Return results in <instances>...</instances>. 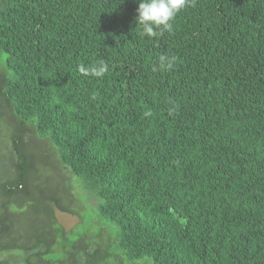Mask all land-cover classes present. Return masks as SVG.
<instances>
[{"label": "trees", "instance_id": "16d2710c", "mask_svg": "<svg viewBox=\"0 0 264 264\" xmlns=\"http://www.w3.org/2000/svg\"><path fill=\"white\" fill-rule=\"evenodd\" d=\"M137 7L0 0V264H264V0Z\"/></svg>", "mask_w": 264, "mask_h": 264}, {"label": "clouds", "instance_id": "9594fccd", "mask_svg": "<svg viewBox=\"0 0 264 264\" xmlns=\"http://www.w3.org/2000/svg\"><path fill=\"white\" fill-rule=\"evenodd\" d=\"M188 0H138L137 16L135 23H138L143 34L154 37L164 31L172 30L171 21L186 7ZM176 57H162V63L172 67ZM107 71V66L101 65L93 68L81 67L80 72L84 75L102 76Z\"/></svg>", "mask_w": 264, "mask_h": 264}, {"label": "rangeland", "instance_id": "374dc122", "mask_svg": "<svg viewBox=\"0 0 264 264\" xmlns=\"http://www.w3.org/2000/svg\"><path fill=\"white\" fill-rule=\"evenodd\" d=\"M6 126H9V121L7 120V117H0V130L2 132V135L3 133L6 134V129L5 127ZM5 131V132H4ZM34 147H35V150L37 151V155L38 156H41L44 161L41 165V174L43 175H49L51 178L48 179L47 181V184L50 186V187H53V184H52V179H53V176L55 177V180H58V179H62L61 181L62 182H65L64 181V177H62V175L59 173L58 171V177L55 176L53 172V170L51 169V167L55 166V158L53 157L54 154L51 150V147L50 146H47V145H44L43 142L41 144L39 143H36V141H34ZM47 160V161H46ZM57 171V169H55ZM42 180V179H41ZM55 214H56V217L58 219V221L66 228V229H70V228H73L74 226L76 227L74 231H76L77 229H79V226L81 224H78V216L76 214H72V213H69L67 211H64V210H61V209H58V208H55ZM44 222H46L45 220L43 221V224ZM49 222V221H48ZM47 222V225H52V223H48ZM41 223V222H40ZM38 223V224H40ZM47 227V226H46ZM82 227V226H80ZM75 234L72 235H68L67 238L65 239L66 242H69V243H73L75 240V243H76V239H75ZM60 256H63V253H59Z\"/></svg>", "mask_w": 264, "mask_h": 264}]
</instances>
